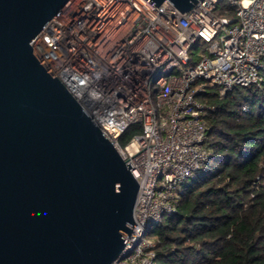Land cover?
<instances>
[{
	"label": "built area",
	"instance_id": "obj_1",
	"mask_svg": "<svg viewBox=\"0 0 264 264\" xmlns=\"http://www.w3.org/2000/svg\"><path fill=\"white\" fill-rule=\"evenodd\" d=\"M200 39L208 52L194 61ZM31 43L133 165L136 223L112 264H157L148 228L176 212L183 183L209 156L210 106L198 94L262 79L264 0H198L185 12L169 0H70ZM133 123L142 131L121 145Z\"/></svg>",
	"mask_w": 264,
	"mask_h": 264
},
{
	"label": "water",
	"instance_id": "obj_2",
	"mask_svg": "<svg viewBox=\"0 0 264 264\" xmlns=\"http://www.w3.org/2000/svg\"><path fill=\"white\" fill-rule=\"evenodd\" d=\"M69 1L0 0V264H112L136 223L132 163L33 52Z\"/></svg>",
	"mask_w": 264,
	"mask_h": 264
},
{
	"label": "trees",
	"instance_id": "obj_3",
	"mask_svg": "<svg viewBox=\"0 0 264 264\" xmlns=\"http://www.w3.org/2000/svg\"><path fill=\"white\" fill-rule=\"evenodd\" d=\"M261 74L223 96L209 84L198 94L210 106L209 156L183 183L176 212L148 228L157 264H264V57ZM141 131L131 124L119 143Z\"/></svg>",
	"mask_w": 264,
	"mask_h": 264
},
{
	"label": "rangeland",
	"instance_id": "obj_4",
	"mask_svg": "<svg viewBox=\"0 0 264 264\" xmlns=\"http://www.w3.org/2000/svg\"><path fill=\"white\" fill-rule=\"evenodd\" d=\"M222 8L224 9V6H220L219 9L220 12H223ZM208 45L209 43L207 41L200 39L193 47V52L197 53V55H202L204 53H207Z\"/></svg>",
	"mask_w": 264,
	"mask_h": 264
}]
</instances>
